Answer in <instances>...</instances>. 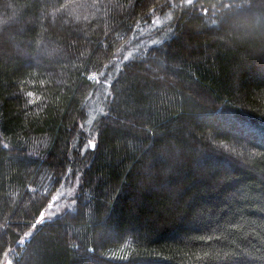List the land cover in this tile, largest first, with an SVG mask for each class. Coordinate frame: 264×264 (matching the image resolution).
Here are the masks:
<instances>
[{
  "label": "trees",
  "instance_id": "trees-1",
  "mask_svg": "<svg viewBox=\"0 0 264 264\" xmlns=\"http://www.w3.org/2000/svg\"><path fill=\"white\" fill-rule=\"evenodd\" d=\"M0 264H264V0H0Z\"/></svg>",
  "mask_w": 264,
  "mask_h": 264
},
{
  "label": "rangeland",
  "instance_id": "rangeland-1",
  "mask_svg": "<svg viewBox=\"0 0 264 264\" xmlns=\"http://www.w3.org/2000/svg\"><path fill=\"white\" fill-rule=\"evenodd\" d=\"M63 203H60L59 205L62 206ZM57 213V210H54V208L52 206L49 207V210L47 211V213H43L40 217V221L43 220V217H53L55 216Z\"/></svg>",
  "mask_w": 264,
  "mask_h": 264
},
{
  "label": "snow or ice",
  "instance_id": "snow-or-ice-1",
  "mask_svg": "<svg viewBox=\"0 0 264 264\" xmlns=\"http://www.w3.org/2000/svg\"><path fill=\"white\" fill-rule=\"evenodd\" d=\"M125 250L124 249H120V250H118V253L117 254H121V253H123Z\"/></svg>",
  "mask_w": 264,
  "mask_h": 264
}]
</instances>
